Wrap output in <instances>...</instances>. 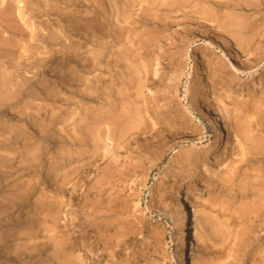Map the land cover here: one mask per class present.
<instances>
[{
	"label": "rangeland",
	"instance_id": "rangeland-1",
	"mask_svg": "<svg viewBox=\"0 0 264 264\" xmlns=\"http://www.w3.org/2000/svg\"><path fill=\"white\" fill-rule=\"evenodd\" d=\"M43 1L0 0V77L15 70L24 95L33 98L29 113L34 107H42L43 116L54 107L63 111L42 142L13 144L15 132L8 127L25 124L10 117L17 100L0 105V165L6 162L9 169L4 173L0 166V194H24L0 212V263L178 264L179 191L193 184L199 217L193 264H264V160L244 163L234 180L229 177L243 158L264 146V119L244 111L264 98V0H150L152 36L138 24L118 44L106 39L112 52L118 46L125 56L118 65H108L112 58L107 57L100 69L86 74L102 76L104 93L86 101L76 94L83 83L68 91L58 88L55 105L39 89L52 75L31 67L51 54L48 40H41L50 22ZM141 5L128 12L127 21L120 19L123 25L133 26ZM110 10L116 20L118 10ZM158 24L164 29L156 32ZM19 31L24 37L12 34ZM141 31L144 44L138 41ZM34 33L38 40L31 38ZM148 35L160 38L149 42ZM91 49V44L83 48ZM209 101L230 131L227 144L217 149L203 118V103ZM109 111L117 122L113 126L80 122ZM65 117L70 120L62 123ZM137 123L146 129L134 128ZM158 130L162 138L153 137Z\"/></svg>",
	"mask_w": 264,
	"mask_h": 264
},
{
	"label": "bare ground",
	"instance_id": "bare-ground-1",
	"mask_svg": "<svg viewBox=\"0 0 264 264\" xmlns=\"http://www.w3.org/2000/svg\"><path fill=\"white\" fill-rule=\"evenodd\" d=\"M122 1H123V5L118 4L119 0H46V2L43 1L44 4H42V5L45 8L43 9L42 13L46 14L48 16V20L50 22L44 26V30H47L46 31L47 34L41 35L42 36L41 40H43L44 43L48 40L46 42V44L48 43V45H51L50 46V47H52L50 49L51 54L49 55V58L47 60L44 58L37 59L36 60L37 64L33 63L34 66L32 65L31 67L36 69L37 71L40 68H43V70L45 68L47 70V72L52 75V78L49 79V81H47L48 84L45 87L42 86V84H41L40 88H39L41 93L45 92L47 97H50L52 104L55 105L57 102H59V98H57L58 97L57 96L58 95V93H57L58 88L67 90V89L75 87L76 85L79 86L80 83H83L84 85H86L84 89L77 88L76 94L79 97H81L82 99H84L86 101H93L94 100V98L92 97L93 95L98 96L97 93H99V95H102L104 93V90H105L103 80H102V76L96 75V76H94L93 79H89L88 77H86V74L90 73L92 70L100 69L103 65V62L104 61L106 62L105 58H107V57L112 58L110 60H107L108 65L112 64L113 61H115V63L118 65L121 57L123 58L125 56L124 54H123L124 56H121V52H118V50H116L117 49L116 47H118V46H116L114 52H112L111 48H113V47L109 45L110 41H106V39H109V40L111 39V42L113 41L114 44H118V43H120L122 38L126 34H128V32L130 34V32L132 30L136 29L138 24H139V26H145L147 28V30H149L151 27H153V25H154V24H152L153 18H151L150 11H152L154 7L151 5V3H149L150 0L149 1L148 0H140V1L139 0H122ZM166 1L167 0H165V2ZM37 3L41 4L42 2H37ZM136 3H138V4L142 3V5H141V8L138 9L139 12L136 11V13L138 12L137 17L135 16L136 18H134L133 21H131L133 26L128 27L127 25H125L126 22H124L125 24L123 25V21H127L130 18L128 12H130L131 10H133L134 7H136ZM144 3H147L148 5L145 6ZM231 3H233V2H231ZM223 4H224V2H223ZM155 5H156V3H155ZM41 6L39 5L36 8L39 9V8H41ZM110 6L114 7V9L118 10V13H116V20L114 18L115 15H112V10H110ZM162 6H163V4H162ZM137 7H138V5H137ZM33 9H31V10H33ZM33 12H34V10H33ZM37 16H38V14H37ZM51 16H53V18H51ZM120 19H122L123 21L121 22ZM127 24L129 25V23H127ZM166 24L167 23H164V26ZM164 26H163V24L156 25L157 28H155L156 29L155 31L156 32L162 31L164 29ZM206 29H207V27H206ZM36 30H37V28H36ZM152 31H154V29ZM21 32L22 31H19V33L13 32L12 34L17 35V37L19 35H22V37H24ZM147 33H149L152 36L150 30ZM139 34H141V36H139L138 41L143 43L144 42L143 32L141 31V32H139ZM38 35L39 34L35 35V33H34V35L31 38H33L34 40H38ZM150 35H148L147 37H150ZM153 38H155V39L160 38V36L158 35L155 37H150L149 42ZM28 39H29V37H28ZM1 40L4 41L3 38ZM2 41H1V43H2ZM113 42L111 44H113ZM234 43L236 44V42H234ZM89 44L94 46V49H91L92 51L90 53L88 51L83 50V48L89 46ZM238 45H239V42L237 43V46ZM58 46H59V48H58ZM76 46H78V49L75 50ZM139 46H140V48L138 47L139 49L143 48V46H141V45H139ZM54 47H57V48H54ZM15 48H16V46H15ZM26 48H28V47H26ZM25 50L22 51V53H24ZM81 50H82V52H80L79 54H76V52L78 53ZM119 50H120V48H119ZM230 52H231L230 53L231 57L236 58V57H234V56H236V54L234 55V53H233L234 51L232 52L230 50ZM47 53H50V51H48ZM88 53H89V55L85 56ZM138 53L141 54L140 51H138ZM37 55L38 54H35L34 57H38ZM125 61H127V60H125ZM73 65L75 67H72ZM11 66L13 69H15L13 67V65H10V67ZM234 69L237 72H239L241 70L240 68H237L235 66H234ZM14 71H9L8 73L4 72L3 76L0 77V105L1 106L8 105L12 101L17 100L15 102V104L10 105L11 110H9L10 111L9 114H10V117L13 118L14 120H16L18 122H24L23 124H25V127L21 126V127H19V129H15L13 127H8L12 130L11 132H15L12 134V137L10 138V142L13 144L23 142L26 145L27 142L29 141V139H33V138L37 142H42L43 140L46 139L45 136H43V133L45 131H47V128H51L52 125L56 124L57 118H59V116H61L63 111L58 109L59 111L57 112V111H55V107H54V108H52L51 114H48V116H46L44 114V116H43V114L41 113L42 107H34L32 110V111H34V113H32V114L29 113L27 111V109L30 108L31 100L33 98L29 99L28 95H24L25 86L18 80V77H17L18 75H16ZM88 89H89V91H88ZM19 90H20V92L18 93ZM50 94H51V96H50ZM119 94L120 93H118V95ZM263 94H264V92H263ZM21 95H24V98H21ZM109 99H111V98H109ZM124 101L125 100H123V102ZM201 103H202V101H201ZM125 105H126V103H125ZM122 107H123V104H122ZM202 107H203V118L205 119L207 125L209 127H211L212 132H213V134H212L213 140L211 143L212 149L219 148L223 141L225 142V145H226L229 138H230L229 128L227 126H223L221 124L220 119L217 117V115H215L213 113V111L211 109L210 101H209V103H206V102L203 103ZM17 108H19V110H17ZM137 111L139 112V110H137ZM244 111L253 112L254 114H258L259 117H257V120L262 119V118L264 119V98L262 97V101L254 102L250 108H245ZM110 112L111 111L107 112L108 114H105V116H102V115L96 113L91 118H90L91 115H89V117L87 119H86V117H83L80 120V122L81 123L82 122L87 123L88 120L93 119V121L97 122L98 120H101L104 123L107 122V125L109 124L110 126H113L117 122L115 121L116 119L113 117L114 115L112 117L109 115ZM124 112H126L125 109H123V113ZM142 114L144 115V113H142ZM126 115H131V111L130 112L128 111L126 113ZM85 116H86V114H85ZM135 116H137V115H135ZM140 116H138V117L141 119ZM69 117L72 118L71 115ZM69 117L61 118V122L66 123L67 121L70 120ZM126 117H130V116H126ZM126 117H124V118H126ZM138 117H136V118H138ZM27 118L28 119L30 118L31 122ZM73 119H74V117H73ZM130 121H131V119H130ZM143 121L144 120H142V123H143ZM44 122H47L48 124H46L44 126V124H43ZM74 122H76V120ZM103 122H102V124H103ZM41 123H42V125H41ZM81 123H79V124H81ZM258 123H259V121H258ZM100 125H98V126H100ZM251 125H252V123H251ZM41 126H43V128ZM222 126H223V130H222ZM256 126L259 127L258 125H256ZM60 127H62V126L60 125ZM262 127H264V125H262ZM134 128H137L139 130H145L146 129V128H142V126L138 123L134 125ZM75 129L76 128L73 127V129H71V133H73V132L75 133L76 132ZM110 129H112V128L110 127ZM125 129H127V128H125ZM61 130H63V129L59 130L60 134H61ZM131 130L132 129H130V131ZM262 130H264V129H261V131ZM80 131H82V130H80ZM112 131H113V129H112ZM7 132H8V130H7ZM59 132H58V134H59ZM56 133H55V135H56ZM98 133H99V131H98ZM251 133H253V132H251ZM80 134H79V136H80ZM65 135H67V134H65ZM79 136H77V137H79ZM95 136L98 138L97 135H95ZM62 137H63V135H62ZM153 137L162 138L163 137L162 131H159V130L156 131L153 134ZM75 139H77L76 136H75ZM47 140L50 141L51 143L53 142V144L57 143L56 139H55V142H54V139H52V138H48ZM149 143L151 144V142H149ZM77 144H79V143H77ZM49 145H50V143H49ZM260 145H261V143H260ZM144 146H146V145H144ZM13 151H16V149H13ZM16 152H18V151H16ZM61 152H62V150H61ZM4 160H6V159H4ZM263 160H264V146H262L257 151L256 155H251V157L243 158L239 167H237L235 170L233 169L234 171L232 170L229 172V175H230L229 177H231L230 180H232V179L234 180L235 176L239 173L238 169H240L244 165V163L245 164H251L253 162L254 163L262 162ZM0 166L2 169H4L3 170L4 173L8 172L9 169L7 170V163L6 162H4ZM191 178L194 179V176H191ZM18 188H19V186H18ZM5 191L6 190H1V194H0V195H2L0 197V212L1 211L4 212V211L9 210L13 206L12 203H15L17 200H20L21 196H24V194L21 195L20 192L6 193ZM194 196H195V189H194L193 184H189L188 186H185V185L181 186L180 191H179L180 207H179V211L177 212V216L174 219L175 227H176V243H177L179 251L181 252V256H180L178 264H193V249L195 247V239L198 237V234L195 230L198 226V221H199L198 210H197V207H196V204L194 201ZM39 199H41V198H39ZM58 202H59V200H58ZM49 203H50V201H49ZM44 211H46V210H44ZM44 221H45V218H44ZM263 225H264V222H263ZM53 231H54V229L51 228L49 232L52 233ZM259 255H260V253H259ZM0 264H2V263H0ZM253 264H254V262H253Z\"/></svg>",
	"mask_w": 264,
	"mask_h": 264
}]
</instances>
